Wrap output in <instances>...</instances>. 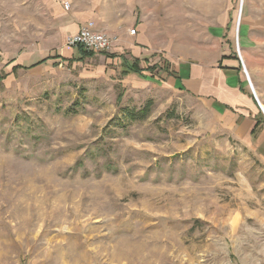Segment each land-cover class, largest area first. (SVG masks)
I'll return each instance as SVG.
<instances>
[{
  "label": "rangeland",
  "instance_id": "rangeland-1",
  "mask_svg": "<svg viewBox=\"0 0 264 264\" xmlns=\"http://www.w3.org/2000/svg\"><path fill=\"white\" fill-rule=\"evenodd\" d=\"M124 1L156 60L218 54L222 25L264 109V0ZM70 2L0 0V264H264V126L241 141L187 94L126 85L120 60L79 59Z\"/></svg>",
  "mask_w": 264,
  "mask_h": 264
},
{
  "label": "crops",
  "instance_id": "crops-1",
  "mask_svg": "<svg viewBox=\"0 0 264 264\" xmlns=\"http://www.w3.org/2000/svg\"><path fill=\"white\" fill-rule=\"evenodd\" d=\"M86 1L85 9L81 10V0H71V11L64 17H69L74 26L71 33L65 35L68 38L93 23L95 30L114 38L112 50L102 53L109 61L107 63L120 60V68L123 59L130 63L138 59L143 69L140 74L122 77L126 85L138 88L167 85L174 91L187 94L222 119L241 141L252 140L264 126L263 112L248 86L240 61L231 52L227 43L229 32L222 25L209 29L210 37L219 43L218 54L209 58L175 60L159 57L156 60L151 58L153 48L133 4L124 0ZM132 28L137 30L135 35L128 33ZM153 30V35L157 36V24ZM247 61L250 65L249 57ZM261 134L264 135V130Z\"/></svg>",
  "mask_w": 264,
  "mask_h": 264
},
{
  "label": "built area",
  "instance_id": "built-area-1",
  "mask_svg": "<svg viewBox=\"0 0 264 264\" xmlns=\"http://www.w3.org/2000/svg\"><path fill=\"white\" fill-rule=\"evenodd\" d=\"M69 8V3L65 4ZM132 35L136 34V29H131ZM66 45L71 48L82 47L89 52L104 53L112 50L113 43L105 33L95 30L94 24L83 27L78 33L66 39ZM245 65V64H244ZM15 264H22L17 262Z\"/></svg>",
  "mask_w": 264,
  "mask_h": 264
},
{
  "label": "trees",
  "instance_id": "trees-1",
  "mask_svg": "<svg viewBox=\"0 0 264 264\" xmlns=\"http://www.w3.org/2000/svg\"><path fill=\"white\" fill-rule=\"evenodd\" d=\"M78 52L81 55V57L79 59L90 58V57H93L95 55L94 52L86 51L82 47L78 48ZM59 58H62V57L59 55H56L54 57H51L50 59H59ZM44 62H46V59L41 60V61L37 62L35 65H32L30 67H26V66H22V65H15L13 67V70L14 71L25 70V69L40 65ZM142 71H143V69L140 67V63H139L138 59L134 60L132 63H130L126 59H123L122 64L120 65L119 74H120V77H124L126 75L134 74V73L140 74ZM4 78H5V76H0V81H2ZM151 105H152V101H148L147 104L139 110L130 109L127 107H122L121 112L124 115V118H126L130 121H142L148 117V115L150 113Z\"/></svg>",
  "mask_w": 264,
  "mask_h": 264
},
{
  "label": "water",
  "instance_id": "water-1",
  "mask_svg": "<svg viewBox=\"0 0 264 264\" xmlns=\"http://www.w3.org/2000/svg\"><path fill=\"white\" fill-rule=\"evenodd\" d=\"M262 111H263V113H264V109L262 108Z\"/></svg>",
  "mask_w": 264,
  "mask_h": 264
}]
</instances>
